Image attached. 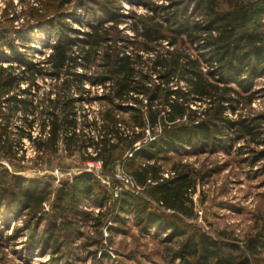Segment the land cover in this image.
<instances>
[{"label": "trees", "instance_id": "obj_1", "mask_svg": "<svg viewBox=\"0 0 264 264\" xmlns=\"http://www.w3.org/2000/svg\"><path fill=\"white\" fill-rule=\"evenodd\" d=\"M51 1L57 3L48 2L44 12L30 11L34 25H47L45 46L50 52L36 62L18 57L22 74L14 70L13 60L0 66V110L1 105L8 107V122L23 112L27 125L19 139L28 138L36 152L57 151L61 144L70 154L86 151L91 160L103 158L104 167L115 161L121 142H140L125 164L150 197L177 213L151 210L128 194L121 199V211L134 212L146 228L168 233L161 240L173 264H257L264 250V229L249 237L243 248L204 230L189 234L180 214H195L196 177L181 161L172 166L175 175L165 176L167 170L159 161L161 153L183 147L215 150L224 143L227 151L235 147L237 153H247L244 160L252 167L264 159V111L237 113L240 106L254 102L255 79L264 75V28H249L264 0H169L148 6L144 13L126 12L119 0ZM71 3L76 12L85 9L90 19L82 22L83 14L68 15L63 6ZM6 15L11 19L15 13L5 11L2 16ZM69 16L81 28L70 24ZM127 26L133 34L125 33ZM4 28L16 29L6 24ZM39 76L56 81L40 98L32 91ZM85 79L106 89L96 96L106 104L101 122L88 121L98 129L90 136L79 126L86 125L81 104L92 99ZM25 82L28 85L21 86ZM125 111L130 112L128 118L121 115ZM40 117L46 134L38 137L32 129ZM159 125L163 133L145 142L146 131L156 133ZM8 126L6 140L12 145ZM144 157L149 161L142 162ZM78 177L85 182L80 194L90 195L94 177L89 171ZM50 189L37 178L11 174L0 190V204L41 215ZM58 191L55 206L61 207L72 190L64 185Z\"/></svg>", "mask_w": 264, "mask_h": 264}, {"label": "rangeland", "instance_id": "obj_2", "mask_svg": "<svg viewBox=\"0 0 264 264\" xmlns=\"http://www.w3.org/2000/svg\"><path fill=\"white\" fill-rule=\"evenodd\" d=\"M48 2L57 3L51 0H0V25L3 24L0 26V66L13 60L14 70L20 73L23 66L17 64L18 57L36 62L50 52L45 46L48 42L47 25H34L30 15V11L39 12V8L40 12H44ZM168 2L119 0L117 4H122L126 12L144 13L148 6ZM260 6L262 12L249 24L251 29L258 26L264 28V2ZM63 9L68 15L83 14L82 22L90 19L89 15L85 16V9L80 8L76 12L73 3L65 4ZM5 11H13L14 17L2 16ZM66 20L75 28H81L71 16ZM4 24L16 29L3 31ZM125 33L133 34L134 31L127 26ZM57 35L56 30L52 42ZM9 41H12V46ZM158 81L157 77L153 78V82ZM36 82L32 91L38 98L56 83L47 76L37 77ZM83 82L84 86L89 84V88L86 86L90 90L87 97L92 99L81 104V120L86 125L79 126L90 136L97 134L98 129L94 124L87 125L88 121L98 119L101 122V112L106 104L96 96L106 92V89L92 85L87 79ZM27 85L25 82L21 86ZM253 88L257 91L254 102L250 107L240 106L237 113L264 111V75L255 79ZM0 111V131L5 134L0 140V190L3 184L11 181V174L26 180L37 178L51 186L50 198L44 203L41 215L0 204V264H173L165 255V242L161 240L168 233L158 227L146 228L138 222L134 212L120 209L121 199L128 194L134 201L146 202L151 210L175 212L165 209L150 197L145 186L132 185L122 177L133 176L125 161L128 154L135 151L138 142H121L120 148L114 152L115 161L106 167L103 158L91 160L86 151L70 154L63 144L57 151L36 152L35 145L28 138L19 139L20 130L27 127L21 119L23 112L17 113L8 122V107L3 109L1 105ZM121 115L128 118L130 112H121ZM232 117H237V114ZM41 120L42 117L38 118L32 129L38 137L46 134L42 131ZM7 126L13 138L12 145L6 140ZM162 128L159 125L156 133L146 131L145 142L163 133ZM224 144L218 145L215 150L183 147L161 153L160 156L168 158L162 157L159 164L167 170L165 176H172L175 175L172 171L174 163H187L191 174L196 177L197 190L192 195L195 214L185 216L179 213L180 223L188 233L204 230L243 248L249 237L264 229V159L252 167L244 160L247 153L239 154L235 147L227 151ZM141 160L149 161L146 157ZM91 163L95 164L91 166ZM87 170H90L95 184L92 193L84 196L80 194V188L85 182L78 176ZM64 185L72 190V196L62 202L61 207H56L58 189ZM259 256L257 264H264V250Z\"/></svg>", "mask_w": 264, "mask_h": 264}, {"label": "built area", "instance_id": "obj_3", "mask_svg": "<svg viewBox=\"0 0 264 264\" xmlns=\"http://www.w3.org/2000/svg\"><path fill=\"white\" fill-rule=\"evenodd\" d=\"M87 87H89V84L88 85H86ZM77 97H78V94L76 95ZM140 142H138L137 143V148L135 149V151H137V150H139L140 149V144H139ZM134 151V152H135ZM134 152H130L129 154H128V157H132L133 155H134ZM99 163H100V161H99ZM95 163H91L90 165L91 166H93ZM87 171H90V170H87ZM128 183H130V184H132V185H135V184H137V185H139L137 182H136V180L134 179V177L133 176H122Z\"/></svg>", "mask_w": 264, "mask_h": 264}]
</instances>
